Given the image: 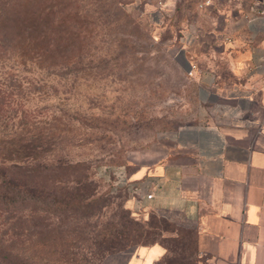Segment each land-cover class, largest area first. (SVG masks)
Instances as JSON below:
<instances>
[{"label":"rangeland","instance_id":"1","mask_svg":"<svg viewBox=\"0 0 264 264\" xmlns=\"http://www.w3.org/2000/svg\"><path fill=\"white\" fill-rule=\"evenodd\" d=\"M200 2L41 0L54 13L46 26L57 31L46 36L59 41L56 65L9 57L0 69L18 77L17 114L40 120L30 129L44 141L30 159L38 171L10 185L22 197L5 209L0 200V221L9 211L0 229L21 232L0 242L2 263L127 264L158 243L164 251L153 264H197L191 221L132 204L104 173L115 167L130 179L166 158L177 129L205 119L190 47L204 24ZM225 63L216 79L231 84L238 78ZM17 122L0 121V134L19 131Z\"/></svg>","mask_w":264,"mask_h":264},{"label":"crops","instance_id":"2","mask_svg":"<svg viewBox=\"0 0 264 264\" xmlns=\"http://www.w3.org/2000/svg\"><path fill=\"white\" fill-rule=\"evenodd\" d=\"M201 10L190 47L206 117L177 129L166 158L129 177L156 184L143 207L193 223L197 264H264V0H207ZM223 62L237 81L216 79ZM163 251L141 246L127 264H153Z\"/></svg>","mask_w":264,"mask_h":264},{"label":"trees","instance_id":"3","mask_svg":"<svg viewBox=\"0 0 264 264\" xmlns=\"http://www.w3.org/2000/svg\"><path fill=\"white\" fill-rule=\"evenodd\" d=\"M53 17V11L45 5L41 6V0H0V69L9 57L15 58L23 65L33 61L39 64L43 62L45 66L56 65L59 41L55 40L56 36L52 39L46 36L52 32V28L47 26L53 21ZM56 31L53 29V35ZM1 74L0 72V121L17 115V125L21 126L17 132L0 134V200L3 201L1 205H4L5 209L7 203L16 197H22L19 191L10 185L25 184L31 175L38 171L39 166L30 165V159L35 157L37 149L43 147L44 141L41 135L38 136L39 132L30 129L36 127L35 124L40 120L29 119L23 109L17 114L19 107L14 97L21 91L18 77H13L11 73L9 76ZM42 123L46 122L43 120ZM2 124L7 125L6 122ZM7 213L9 211L3 215L0 223H7ZM11 225L0 229V242L4 238L11 244L21 234L20 230H13V224ZM7 254L8 252L0 251V264H4L2 259L9 262Z\"/></svg>","mask_w":264,"mask_h":264},{"label":"built area","instance_id":"4","mask_svg":"<svg viewBox=\"0 0 264 264\" xmlns=\"http://www.w3.org/2000/svg\"><path fill=\"white\" fill-rule=\"evenodd\" d=\"M206 2L207 0H204L199 5H203ZM106 168V173H104L106 174L105 179L110 181V186L123 190L127 197L132 200V204L135 203L137 205L141 200L149 199L153 195V189L156 187V184L152 180L146 178L129 179L121 169L117 171L115 167ZM110 176H112V179H110Z\"/></svg>","mask_w":264,"mask_h":264}]
</instances>
